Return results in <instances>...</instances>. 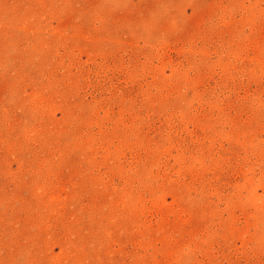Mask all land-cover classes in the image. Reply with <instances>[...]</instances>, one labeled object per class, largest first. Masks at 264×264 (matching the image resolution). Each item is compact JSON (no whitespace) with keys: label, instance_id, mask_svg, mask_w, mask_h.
Returning a JSON list of instances; mask_svg holds the SVG:
<instances>
[{"label":"rangeland","instance_id":"obj_1","mask_svg":"<svg viewBox=\"0 0 264 264\" xmlns=\"http://www.w3.org/2000/svg\"><path fill=\"white\" fill-rule=\"evenodd\" d=\"M0 264H264V0H0Z\"/></svg>","mask_w":264,"mask_h":264}]
</instances>
